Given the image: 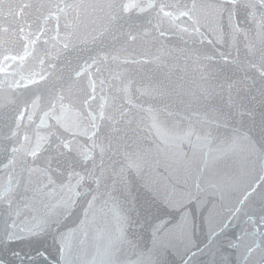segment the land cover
Segmentation results:
<instances>
[{
  "label": "water",
  "instance_id": "water-1",
  "mask_svg": "<svg viewBox=\"0 0 264 264\" xmlns=\"http://www.w3.org/2000/svg\"><path fill=\"white\" fill-rule=\"evenodd\" d=\"M0 264H264V0H0Z\"/></svg>",
  "mask_w": 264,
  "mask_h": 264
}]
</instances>
